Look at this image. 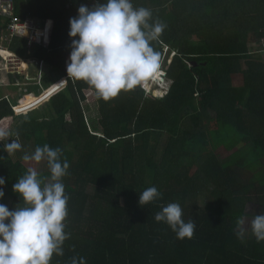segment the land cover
<instances>
[{
  "label": "trees",
  "instance_id": "1",
  "mask_svg": "<svg viewBox=\"0 0 264 264\" xmlns=\"http://www.w3.org/2000/svg\"><path fill=\"white\" fill-rule=\"evenodd\" d=\"M15 4L22 19L44 21L45 35L40 43L14 38L9 52L50 70L36 84L40 90L68 81L62 91L65 79L42 94V109L22 114V95L0 96V126L11 134L4 142L21 139L34 151L45 144L59 148L70 165L62 179L70 197V238L51 264H71L73 257L86 264H264V242L252 236L242 242L235 232L253 190L264 189V62L250 49L264 39V0H135V7L150 9L153 20L166 24L152 46L172 87L163 99L138 86L108 101L67 74L70 19L89 2ZM5 28L0 16V47ZM5 76L17 89L25 79ZM154 87H146L153 96ZM227 127L241 134L239 144L250 145L248 152L220 141ZM4 142L0 203L11 211L23 206L13 185L27 169L34 168L42 182L50 172L46 161L8 156ZM221 149L231 152L225 161L218 158ZM152 186L161 198L141 207L140 193ZM172 202L181 205L185 221H195L191 239L178 240L155 221L161 206Z\"/></svg>",
  "mask_w": 264,
  "mask_h": 264
},
{
  "label": "clouds",
  "instance_id": "2",
  "mask_svg": "<svg viewBox=\"0 0 264 264\" xmlns=\"http://www.w3.org/2000/svg\"><path fill=\"white\" fill-rule=\"evenodd\" d=\"M165 28L166 24L153 20L150 9L134 7L131 0H103L92 7L81 5L78 15L70 19L69 36L72 41L70 62L67 64L69 79L85 82L94 90L96 97L104 101L138 86L154 98L145 85L159 70L168 91L163 97L155 99H163L171 90L173 82L165 75L164 68L160 66L161 55L152 45L160 40ZM1 52L7 53L5 50ZM21 60L29 62V71L34 63L42 71L37 61ZM39 76L42 77L41 72H38ZM38 77L33 76L36 79ZM63 79L66 84L58 92L68 83L65 77L58 82ZM3 85L0 81V86ZM48 89L43 88L38 96H34L40 97ZM23 95L25 99L32 94ZM10 135L6 129H0V142ZM20 148L18 141L11 139V143L4 142L3 150L11 156ZM61 153V149H53L45 144L37 146L30 155L23 156L25 161H46L50 177L47 182H42L38 179V172L28 168L13 185V191L22 199L23 206L10 211L5 204L0 203V264H51L54 255H64L63 245L70 238V234L65 231L70 197L62 179L67 175L70 165L67 160H61ZM3 185L5 179L0 177V186ZM4 195L0 187V200ZM161 196L155 186L149 187L140 193L139 205L145 207ZM183 215L181 205L172 202L162 205L154 219L166 224L178 240L191 239L196 224L194 220L185 221ZM235 232L242 242L249 232L257 243L264 242V215H254L249 224L246 214L237 221ZM71 264H86V260L73 257Z\"/></svg>",
  "mask_w": 264,
  "mask_h": 264
},
{
  "label": "rangeland",
  "instance_id": "3",
  "mask_svg": "<svg viewBox=\"0 0 264 264\" xmlns=\"http://www.w3.org/2000/svg\"><path fill=\"white\" fill-rule=\"evenodd\" d=\"M259 43V42H258ZM261 44L255 47H250V49L253 50H259L261 49ZM8 47V46H7ZM264 48V46H263ZM166 50V48H164ZM7 60L1 61L0 58V81L3 82L5 85L0 86V96H7L9 99H12V96L17 99L19 96L22 95V97L20 99L23 98V92L25 91L26 93L28 92H32L30 94V96L26 97L25 99H23L22 103L23 104V108L21 109V113L23 112H27L29 110H33L35 108L37 109H42V107L45 105L44 101L47 99L46 96L41 95L40 97H35L34 95L38 96L40 94V89L36 87L37 83H40L41 80L38 79V81H35V83H32V81H30L31 79L33 80V76L34 77H38V72H41V74H43L44 72L49 73V69L46 67H42V71L41 69H37V65H34L35 67L32 66L31 71H29V62H24L21 60V62L18 63H7ZM244 68H246L245 64H244ZM161 69V68H160ZM19 74L21 76H25V78L27 79L26 81L23 79L22 83L20 84V88L17 89V87L13 86V85H9L8 83V77L5 76L7 74ZM36 73V75H35ZM162 72H160L158 70V72L154 75V77L151 79V83L153 82L155 84V86L159 83L161 85H163V81L161 80L162 77ZM48 77V76H47ZM46 77V78H47ZM51 78H53L54 76H50ZM45 78V79H46ZM50 80V79H49ZM165 80V79H164ZM34 84L32 87L29 86V84ZM58 82H55L53 85H51L49 87V89L51 87H53L55 84H57ZM42 86L44 85V83H41ZM169 84V82H168ZM29 86V87H28ZM156 86L155 89L158 87ZM168 87V86H167ZM44 87H41V89H43ZM166 93V92H165ZM164 93V94H165ZM151 96H153L151 94ZM154 98H156L155 96H153ZM15 112L16 108H14ZM20 113V114H21ZM12 129H15L16 126H11ZM1 129V126H0ZM241 134H239L238 132L235 131V129L233 127H227L225 129L222 130L221 135L219 137L220 141L225 142L226 146H230V145H234V144H238L236 150H240L241 152L245 151L248 152L249 149H251L250 145L248 146H244L239 144V140L241 139ZM9 139V137H8ZM18 141V143L21 145V148L16 150V154L18 157H22L25 154H31L34 152V148L33 145L31 143L28 142H24L21 139H16ZM218 154V158L221 161H225L230 155L231 152H227L224 149L218 150L217 152ZM261 189V190H260ZM246 214L248 216L249 219V224H250V220L254 217V215H264V189L262 188H256L253 190L252 195H251V203L249 202L248 205H246ZM252 236L251 233L249 232L247 234V237ZM253 237V236H252ZM254 238V237H253Z\"/></svg>",
  "mask_w": 264,
  "mask_h": 264
},
{
  "label": "built area",
  "instance_id": "4",
  "mask_svg": "<svg viewBox=\"0 0 264 264\" xmlns=\"http://www.w3.org/2000/svg\"><path fill=\"white\" fill-rule=\"evenodd\" d=\"M80 0H76L77 4ZM89 2L90 7H92L97 2H103V0H84ZM135 7V0H131ZM0 16L3 18L6 25L4 34L1 36V47L0 51L5 50L9 54V57L6 58L7 63H18L21 62V59L10 53L7 46L9 42L14 38H24L27 39L30 43H40L42 38L45 35L44 21L41 19L31 17L30 15L21 18L17 15L15 0H0ZM164 52L169 50L168 47H165ZM41 76L38 79L41 80ZM38 79L33 78L30 81H38ZM30 85V84H29Z\"/></svg>",
  "mask_w": 264,
  "mask_h": 264
},
{
  "label": "bare ground",
  "instance_id": "5",
  "mask_svg": "<svg viewBox=\"0 0 264 264\" xmlns=\"http://www.w3.org/2000/svg\"><path fill=\"white\" fill-rule=\"evenodd\" d=\"M2 55H3V57L6 59V58H8L9 57V54L8 53H5V52H2ZM162 79H164L163 77H161V80ZM151 81V80H150ZM148 82V84H146L145 85V87H147L151 82ZM163 82V85H161L160 83H159V87H157L156 89H155V87L158 85H156L155 87H154V94H155V96L157 95V96H160L161 94H162V92H164V91H168V87L167 86H165V80H162ZM153 83V82H152Z\"/></svg>",
  "mask_w": 264,
  "mask_h": 264
},
{
  "label": "crops",
  "instance_id": "6",
  "mask_svg": "<svg viewBox=\"0 0 264 264\" xmlns=\"http://www.w3.org/2000/svg\"><path fill=\"white\" fill-rule=\"evenodd\" d=\"M264 40V39H263ZM263 40H261V43H262V45L264 46V44H263ZM251 47V46H250ZM251 52H252V54H254V55H257V57L255 56L254 58L255 59H260V60H262V62H264V50H262V51H255V50H251ZM162 80H164V79H162ZM24 103V102H23Z\"/></svg>",
  "mask_w": 264,
  "mask_h": 264
}]
</instances>
